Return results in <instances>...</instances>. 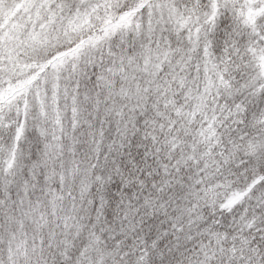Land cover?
Masks as SVG:
<instances>
[{
  "label": "snow or ice",
  "instance_id": "snow-or-ice-1",
  "mask_svg": "<svg viewBox=\"0 0 264 264\" xmlns=\"http://www.w3.org/2000/svg\"><path fill=\"white\" fill-rule=\"evenodd\" d=\"M0 264H264V0H0Z\"/></svg>",
  "mask_w": 264,
  "mask_h": 264
}]
</instances>
